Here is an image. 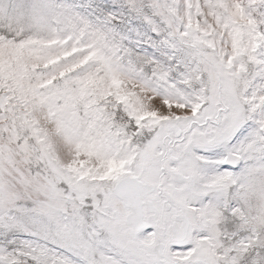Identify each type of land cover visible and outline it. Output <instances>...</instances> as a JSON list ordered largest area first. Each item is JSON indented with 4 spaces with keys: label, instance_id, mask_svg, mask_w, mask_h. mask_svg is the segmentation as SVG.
<instances>
[{
    "label": "snow or ice",
    "instance_id": "snow-or-ice-1",
    "mask_svg": "<svg viewBox=\"0 0 264 264\" xmlns=\"http://www.w3.org/2000/svg\"><path fill=\"white\" fill-rule=\"evenodd\" d=\"M0 264H264V0H0Z\"/></svg>",
    "mask_w": 264,
    "mask_h": 264
}]
</instances>
